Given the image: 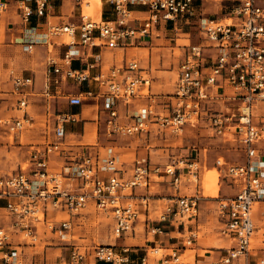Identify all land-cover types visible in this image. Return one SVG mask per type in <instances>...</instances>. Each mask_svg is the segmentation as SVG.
Wrapping results in <instances>:
<instances>
[{
    "label": "built area",
    "instance_id": "1",
    "mask_svg": "<svg viewBox=\"0 0 264 264\" xmlns=\"http://www.w3.org/2000/svg\"><path fill=\"white\" fill-rule=\"evenodd\" d=\"M109 1L116 14L114 21H97L82 13L79 24L49 25L47 36L65 37L71 48L59 59H50L48 79L41 93L46 118L50 121L44 142L31 144L27 168L21 166L12 172L0 169V201H5L0 206V220L5 215L12 219L10 228L0 224V261L25 264L18 246L12 243L13 233L37 240L38 227L42 224L51 233L66 235L63 232L72 229L71 215L82 212L90 203L109 213L115 237H122L135 230L142 210L150 211L154 176L162 177V182H169L177 191L183 179L187 183H198L200 179L199 161L188 154L154 167L148 156H140L135 159L131 174L125 176L116 156L102 157L90 150L82 153L66 149L67 123L79 121L80 115L71 111L55 112L52 87L69 79L79 90L66 93L68 105L82 106L85 99L103 101L109 135L177 133L191 125L206 128L242 150L243 161L228 162L219 157L216 163L237 187L234 196L222 197L219 201L221 234L232 242L221 261L232 263L241 257L246 259L256 231L252 211L264 202V0H228L231 6L225 18L199 16L204 41L186 46L175 90L159 95L151 92L152 79L139 61L132 59L105 69L98 57L84 67H76L75 61L81 55L74 46H119L137 33L152 34L161 20L179 29L193 22L198 0ZM49 2L17 0L23 22H29L34 14L45 15ZM130 5L146 7L147 17L143 21L133 19ZM9 8L10 0H0V29ZM131 22L134 23L131 25ZM38 43L37 39L25 42L23 51L33 52ZM7 75L5 78L0 66V103L11 95L17 96L14 108L20 115L9 121L0 115V125L5 124L6 130L19 138L33 123L29 107L34 78L16 73L12 68ZM121 105L125 107L123 113ZM53 154L63 156L66 162L59 173L49 168ZM137 188L142 191H136ZM171 198H158L167 201L163 211L155 219L148 216L144 220L148 235H163L169 226H175L182 233L179 227L188 230L186 227L198 217V193L178 192ZM53 211L66 212L69 217L49 218V212ZM197 237V232L190 230L189 235L172 238L182 239L180 243L186 247ZM183 247L154 245L141 257L132 259L128 246L100 244L93 249H82L74 244L67 259L52 264H88L90 255L113 264H185ZM257 264H264V260Z\"/></svg>",
    "mask_w": 264,
    "mask_h": 264
},
{
    "label": "rangeland",
    "instance_id": "2",
    "mask_svg": "<svg viewBox=\"0 0 264 264\" xmlns=\"http://www.w3.org/2000/svg\"><path fill=\"white\" fill-rule=\"evenodd\" d=\"M72 1V6L75 7L77 14L83 13L84 0ZM16 2L17 0H11L10 12L2 23L0 48L1 46H6L7 42H9L7 32H14V29L22 25L20 23L21 19L15 13ZM230 6L231 1L228 0H202L196 6V17L225 18ZM85 16L93 20H101L95 19L92 16ZM142 17L145 16L142 15ZM198 17L191 24H184L181 25L182 27L178 30H173V33L176 34L174 35L176 41L174 39L171 42L166 41L164 43L169 48L171 59H173L170 64L163 67L164 72L167 74L168 83L173 86V89L166 93H171L175 89L178 65L185 51L182 44L189 43L190 41L195 43L204 41L200 36ZM33 25V23L31 25L28 24L29 27ZM170 29L169 27L167 28V30H169L167 31L168 33H171ZM153 32L155 38L158 35V31L154 29ZM185 32H189L190 34L188 35ZM65 40L67 39L65 38ZM177 43H179L178 45L180 46L178 47L177 45V47L172 49L171 47L176 46ZM44 53L45 49H34L33 52L27 54L22 52L21 49H0V65L3 66L2 70L4 77L7 78V71L9 68H15L18 71L34 74L35 76L38 74L42 75L44 73L43 69L46 66V55H44ZM144 65H147V63ZM156 79L157 78L153 75V81ZM68 83L73 88H78L76 83ZM36 97V101L29 107L31 114L35 117L33 120L34 124L29 126L19 138L9 133L5 126L0 127V169L4 172L19 170L21 166L27 168L29 165L30 144L44 142V137L48 133L45 117L43 115L44 101L40 100V96ZM2 101H4L1 103L3 120H13L18 112L12 109V100L10 98H5V100ZM95 102V100L85 99L83 107L77 108V111L80 113L82 112L81 117H83V119L81 118V120L71 123L69 129L71 135L67 139V142L75 149L89 146L93 148V152H97L102 157L116 156L120 159V162L123 163L124 168H130V165H132L133 161L138 156H148L155 166L164 165L177 156L188 154L199 161L201 177L197 183L196 190L200 191V195L209 199H214L233 192L231 187L228 186V181L224 178V173L219 171L215 166L216 160L219 157L222 158V161L225 160L228 162H241L244 160L242 150L237 148L234 143L214 135L212 131L206 128L199 126L193 127L191 125L186 126L183 131L177 133L169 131L157 133L153 131L152 133L142 136L124 134L109 135L106 134L105 130V110L103 109V103L99 101V105H94L97 104ZM60 168V165H54L51 167V171L59 173ZM154 178L157 181L153 182L151 185V192L152 194H158L164 191L163 189L166 187L164 186L165 183L161 182L162 178L157 176ZM195 186L196 185L193 184V187ZM184 190L187 191L185 193L189 194L195 192V188H193V191L183 188V191ZM155 197L157 198L158 196ZM165 202L166 200H151L150 215L152 218H156L161 214ZM211 204L214 203H210V205ZM204 209L202 207V211ZM211 209L212 208H208L206 213L201 212L200 220L198 221L201 225L199 239L191 245L186 254L182 255L185 264H193L194 258V261H197L198 253L201 250H206L205 254L207 255H213V261L216 262L220 254L219 249L229 246L226 239L219 233L220 223L217 221V216L211 213ZM66 216L67 215L63 214V217ZM145 217L144 213H142L141 219ZM1 220V223L7 222L6 217ZM71 220L72 229L69 232H64V234H71L73 236V242L81 246L82 249H93L95 245L115 242L116 237L113 232V221L111 216L109 213L96 207L95 204L90 203L82 212L71 215ZM40 226L42 227V224ZM137 228L138 234L142 233L143 222ZM40 229L43 230L45 227L43 226ZM263 232L264 227L261 229L258 237H262ZM19 238L20 240L24 239L22 241H25L29 245H35L37 249L45 247L44 243L40 242L39 236L37 240L24 234L20 235ZM57 242L60 247H70L68 242L62 238L57 239ZM260 242L261 241H257L256 239L254 244H261ZM216 243L221 245V247L213 246ZM119 244H121V241ZM63 248L62 250L64 251Z\"/></svg>",
    "mask_w": 264,
    "mask_h": 264
},
{
    "label": "crops",
    "instance_id": "3",
    "mask_svg": "<svg viewBox=\"0 0 264 264\" xmlns=\"http://www.w3.org/2000/svg\"><path fill=\"white\" fill-rule=\"evenodd\" d=\"M84 1H88L91 3L90 7L87 8V11H85V12H87L93 18H101L102 20H107V21L108 20L114 21L116 19V14L114 11L113 4L109 0H84ZM198 3H200V0L197 1L196 6L198 5ZM72 4H73L72 0H50L49 5H48V9H47V12L45 15L37 16L34 14L31 17L29 22L24 23L21 15H20V11L17 8V2H16L15 13L21 19L20 23L23 25V27H22V25L19 26V28L13 30L14 32L8 31L7 36H8L9 42H7L6 46H1V48H0V49H21L22 52H24L23 51V45L25 42L31 41L34 39L38 40L40 38L38 40L39 43L35 45L34 49L35 50L36 49H45L46 54L44 53V55H46V57H45L46 58V60H45L46 66L43 69L44 73L42 75L38 74L35 76L34 74H27V73H24L23 71H18L15 68H12V69H14L16 71V73L23 74L25 76H32L34 78V86H33L34 94L30 97V103H31L30 106L33 105V103L36 101V99H37L36 96H40V98H41L40 100L44 101L43 102L44 103L43 104L44 105L43 115L45 117V121H46V125H47V128H46L48 130L47 132H49L48 128L50 127V121L46 118V105H45L44 98L41 96V93L45 87L46 80L48 79V71L50 69V59H55V60L59 59L60 57L63 56V54L67 51V49H70L71 47L66 43L65 37H62V36L48 37L46 33L48 31L50 24H63V23L79 24L81 22V14L82 13H80L78 15L75 7L72 6ZM129 7L131 9L133 19L143 21L147 17L148 12H147L146 7H144L142 5H130ZM10 9H11V0H10V8H9L8 14L10 12ZM8 14H7V16H8ZM142 15H144L145 17H142ZM197 17H195L193 19V21L195 19H197ZM12 18H13V16H12ZM220 19H222V18H220ZM32 23L34 25L29 27L28 24L31 25ZM133 23L134 22H131V25ZM168 27L171 28L170 29L171 33L167 32V31H169V30H167ZM180 27H182V26H180ZM1 28H2V26H1ZM20 29H21V31H20ZM154 29H156V31H158V35L155 38H154V32H153ZM154 29L152 31L153 32L152 34L141 36L139 33H137L135 36L127 39L121 45L115 46V47H112L110 45H105V44L93 45V46L77 44L74 46V48L77 49V53H79L81 55V58L77 59V61H75L74 66L84 67L87 63H91L96 58L99 57L100 61H101L100 62L101 65H103V68L106 69V68H109L113 65H123L126 62H128L132 59H135V60L140 62L141 66L148 69L147 70L148 74L150 75V77L152 79V81H151V92L156 94V95L168 94L166 92L171 91L173 89V86L168 83L167 74L164 72L163 67L170 64V62H172L173 59H171V56H170L171 53L169 51V48L164 43L166 41L171 42L174 39L176 41V38L174 36L176 34L173 33V30H178V29H174L172 26V23L165 21V20H161L155 26ZM0 32H1V29H0ZM199 32H200V30H199ZM185 33L188 35L190 34L189 32H185ZM161 34H164V35H161ZM200 36H201V33H200ZM45 38H46V40H44ZM178 44L179 43H177L176 46H172L171 48L173 49V48L177 47ZM189 44H195V42L190 41L189 43L182 44L183 49H186L187 48L186 46ZM179 46L180 45H178V47ZM24 53L27 54V52H24ZM183 55H184V53H183ZM182 59H183V57H182ZM180 62H179V64H180ZM146 63H147V65H144ZM1 67H3V66H1ZM178 68H179V65H178ZM152 74L157 78L155 81H153V75ZM51 75H52L51 78H53L54 75L53 74H51ZM177 78H178V75H177ZM68 82L75 83L69 79L65 83H63L62 85L56 86L54 84V86L52 87V90H53L52 93L55 95V98L52 99L53 109L55 112L56 111L57 112L58 111H71L73 113H78L80 115L79 120H81V118L83 119V117H81L82 112L80 113L79 111H77V108L83 107L84 103L82 106H69L67 103V100L65 98L66 93H68L69 91L77 92L79 90V88H76V89L73 88L72 86L69 85ZM176 82H177V79H176ZM175 87H176V83H175ZM92 88L94 90L97 89V87L95 85H93ZM8 98H10L12 100V107H13L12 109H15L14 105L16 104L15 102L17 101L18 97L15 95H11ZM91 100H95V99H91ZM95 101H96L95 103H97V104H94V105H99L98 104L99 101H97V100H95ZM3 102L4 101H1V103H3ZM1 103H0V115L2 116V114H1ZM102 103H103V101H102ZM15 110L18 112L16 114V116L20 115L19 114L20 112L17 109H15ZM120 111H121V113H123L125 111V107H123V105H121ZM30 114H31V111H30ZM32 117L34 120L35 117L33 115H32ZM105 118H106V115H105ZM32 124H34V122ZM52 125H53V121H52ZM70 125H71V123H67V135L64 139V141H65L64 145H66L65 148L66 149H72L74 151H79L82 153L89 151V150L91 152H93L92 147L86 146V147H79V148L75 149L74 147H72L71 144H69L67 142L68 137H70V135H71V132L69 130ZM2 126L6 127L5 124ZM0 127H1V125H0ZM105 130H106V123H105ZM106 134H107V131H106ZM82 146H85V145H82ZM31 147L32 146H30V148ZM93 153L98 154L97 152H93ZM138 157H140V156H138ZM138 157H136V158H138ZM134 161H133V163H134ZM133 163H132V165H130L131 166L130 168H124L123 163L120 162V159H119V165L123 170H125V176H129L131 174ZM65 164H66V162H65L63 156L57 155V154L51 155L50 163H49L50 170H51V167H53L54 165L55 166L60 165V167H61L60 171H61L64 168ZM152 166L154 167V165H152ZM215 167H217L219 169V171H221V169L217 166V163H216ZM200 173H201V170H200ZM200 177H201V174H200ZM224 178H226V177L224 176ZM226 180L228 181V186L231 187L233 192L231 194L222 195V196L214 198V199H209V198H206V197L200 195V191L196 190L197 183H187V181H185L183 179L182 184L180 185L179 191H177L174 186L170 185L169 182H165L164 186L166 188L163 189L164 191L159 192L158 194L157 193L152 194V199H154L156 201H161V200H158V198L163 199L166 197L168 200H170V199H173V198H171L172 195L178 194V192H180L181 194H189V193H185L187 191H185V190L183 191V188H185L186 190L188 189L190 191H193V188H195V192L192 194L198 193V195L200 197L199 215L195 220H193L192 223H190L188 225V227H186V229H188V230H185L181 226L179 228H180L182 233H179L178 229L175 226H169L166 233L163 235H148L147 231L145 229L144 220L148 216L151 217V215H150L151 208H150L149 212L142 210V213H144V215L146 217L144 219H140L136 223L134 231H129V232L125 233L122 237L115 238V242L110 243V244H116L118 247L128 246L129 250H130L129 255L132 257V259H137V258L141 257L143 254H145L146 250L149 247L154 246V245H157L159 247H172V246H179L180 245L181 247H183V245L180 243L182 241V239L177 240V239L172 238V237H174V236L180 237V236L189 235L190 230H195L198 234V237L193 241V243H194L199 239V232H200L201 225L199 224L198 221L200 220L201 212L206 213V210H208V208H212L211 213H213V215L217 216V221L220 223L219 233L221 234V228L223 226V222H222V218H221V215L219 212L220 198L232 197L237 192V187L234 184H232V181L228 178H226ZM153 182H156V180H154ZM153 182L151 183V185L153 184ZM162 183H164V182H162ZM193 184H195L196 186L193 187ZM151 187H150V191H151ZM135 190L136 191H142V188H137ZM182 192H184V193H182ZM155 196H158V197L156 198ZM210 203H214V204L210 205ZM4 205H5V201H3V200L0 201V206L3 207ZM163 206H164V204H163ZM210 206H212V207H210ZM202 207H203V209L205 208L203 211H202ZM63 214L67 215V213L63 212V211L49 212V218L60 220V219L69 217V215H67L66 217H63ZM58 216H60V217H58ZM5 217L7 218V222L1 223L2 220H0V224L4 225L7 228H10L11 223H12V219H11V217H9L7 215H5ZM252 218H253L254 224L256 226V231H255V234H254L253 239H252L250 254L246 259L241 257L237 260H234L232 263H223L221 261V257L232 246V242L229 238H227L221 234V236L224 239H226V241L229 243V246L219 249L220 254L218 255V261L216 260V262H214L213 261V255H209V254L207 255V254H205L206 250H201L198 253L197 261H194L195 258L193 259V264H257L260 260H264V232L262 233V237H258L261 229H263V227H264V202L258 203L254 207V209L252 211ZM152 219H155V218H152ZM142 222H143V232L138 234V228L137 227ZM43 226L44 225H42V227ZM42 227L40 225L38 227V234H39L40 242L44 243V245H45V247L42 249H37V247L33 244L32 245L27 244L25 241H22L24 239L20 240L19 237H20V235H22V233H18V234L13 233L12 234V243L15 244L16 246H18L20 258L23 260V262L25 264H31L32 262L37 263V264H42V263L52 264V263L62 261L63 259H67L69 257L72 245L76 244L75 242H73V240H72L73 236L71 234L66 233V235H70V236H66V235L60 236L59 232L54 234V233L47 231V228L45 226H44L45 229L41 230L40 228H42ZM67 232H69V231H67ZM49 233H51V234H49ZM57 234H59V235H57ZM63 234H64V232H63ZM59 238H62L63 240L68 242L70 247L63 248V247L58 246L57 239H59ZM256 239H257V241H261L260 242L261 244H257V245L254 244V241H256ZM120 241H121V244H119ZM191 245L181 248V250L183 251V255L187 253V251L191 247ZM213 246L221 247V245H219L218 243L214 244ZM62 248L64 249V251L62 250ZM59 250H61V251H59ZM207 251H211V250H207ZM0 264H3V262L0 261ZM88 264H113V263H110V262H107L104 260L94 259L93 256L90 255L88 257Z\"/></svg>",
    "mask_w": 264,
    "mask_h": 264
},
{
    "label": "bare ground",
    "instance_id": "4",
    "mask_svg": "<svg viewBox=\"0 0 264 264\" xmlns=\"http://www.w3.org/2000/svg\"><path fill=\"white\" fill-rule=\"evenodd\" d=\"M90 5H91V3L90 2H88V1H83V14L84 15H88V16H91V15H89L87 12H85V11H87V8H89L90 7ZM95 19H101V18H95ZM39 38V37H38ZM40 39V38H39ZM38 39V40H39ZM147 91V90H146Z\"/></svg>",
    "mask_w": 264,
    "mask_h": 264
}]
</instances>
